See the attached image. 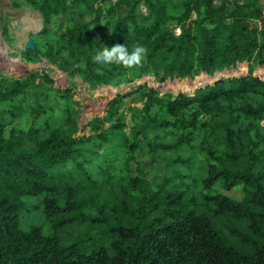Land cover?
I'll return each instance as SVG.
<instances>
[{
    "label": "trees",
    "instance_id": "16d2710c",
    "mask_svg": "<svg viewBox=\"0 0 264 264\" xmlns=\"http://www.w3.org/2000/svg\"><path fill=\"white\" fill-rule=\"evenodd\" d=\"M10 1L43 21L22 60L72 86L50 68L0 72V264H264V0ZM117 43L144 46L142 64L94 61ZM204 73L217 78L193 91L117 92L90 133L68 101L55 113L52 96L69 100L79 78L97 89ZM128 97L143 106L126 132ZM218 180L244 182V198L213 191Z\"/></svg>",
    "mask_w": 264,
    "mask_h": 264
},
{
    "label": "rangeland",
    "instance_id": "374dc122",
    "mask_svg": "<svg viewBox=\"0 0 264 264\" xmlns=\"http://www.w3.org/2000/svg\"><path fill=\"white\" fill-rule=\"evenodd\" d=\"M10 0H0V14L5 13L10 15L11 28L9 32L10 39H13L12 43L7 39L3 33V23L0 21V72L8 76L16 77L27 73L30 69L38 68H50L52 69V75L55 81V87L65 89L68 86H72L67 74L57 69L55 66L40 61L38 64L30 65L21 58V52L24 48L28 47L31 42L34 45V38L32 34H36L43 26L41 15L36 11L33 12L28 8H15L12 9ZM31 46V47H32ZM247 64H240L238 69L231 68L225 70L221 75L225 77L228 74H239L247 71ZM256 73L264 75V67L256 69ZM217 77H210L207 74H202L194 79L183 78V80L173 79L165 82L155 81L151 76H145L139 82L133 84H122L120 87L114 88L110 86L101 85L97 89L90 88L87 83L77 79L78 86L72 91V96L69 100H65L60 93H55L52 96L53 103L57 107L56 114L61 113V108L65 106L68 101L70 105L79 110V124L81 133H90L92 127L89 126V121L95 117L105 116L109 108V100L114 97L117 92L128 91L131 87L139 86L142 82H148L161 91L173 90V91H193L200 86H204L206 83H211L216 80ZM120 108V113L123 114V123L126 124V132L133 127V113L132 110L137 107H142L143 102L138 97H128L124 101ZM31 101L28 103L30 104ZM29 117L26 116L22 119L21 125L28 126ZM110 123L106 122V126ZM153 159L146 158V168L153 166ZM222 180H218L217 184L213 186V191H219L220 193L230 196L234 199L240 200L244 198V182L237 183L231 190H225L222 186Z\"/></svg>",
    "mask_w": 264,
    "mask_h": 264
},
{
    "label": "clouds",
    "instance_id": "9594fccd",
    "mask_svg": "<svg viewBox=\"0 0 264 264\" xmlns=\"http://www.w3.org/2000/svg\"><path fill=\"white\" fill-rule=\"evenodd\" d=\"M147 49L142 45H136L131 52L125 44L117 43L112 47H103L97 51L94 61L100 65H122L126 68L140 66L143 62Z\"/></svg>",
    "mask_w": 264,
    "mask_h": 264
},
{
    "label": "built area",
    "instance_id": "2783aa9c",
    "mask_svg": "<svg viewBox=\"0 0 264 264\" xmlns=\"http://www.w3.org/2000/svg\"><path fill=\"white\" fill-rule=\"evenodd\" d=\"M262 15L264 16V6H263V9H262Z\"/></svg>",
    "mask_w": 264,
    "mask_h": 264
},
{
    "label": "water",
    "instance_id": "95a60500",
    "mask_svg": "<svg viewBox=\"0 0 264 264\" xmlns=\"http://www.w3.org/2000/svg\"><path fill=\"white\" fill-rule=\"evenodd\" d=\"M32 46V43L30 42L29 44H28V47H31Z\"/></svg>",
    "mask_w": 264,
    "mask_h": 264
}]
</instances>
